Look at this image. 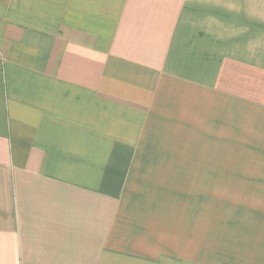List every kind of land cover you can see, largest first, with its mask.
<instances>
[{
  "label": "crops",
  "instance_id": "obj_1",
  "mask_svg": "<svg viewBox=\"0 0 264 264\" xmlns=\"http://www.w3.org/2000/svg\"><path fill=\"white\" fill-rule=\"evenodd\" d=\"M0 264H264V0H0Z\"/></svg>",
  "mask_w": 264,
  "mask_h": 264
}]
</instances>
